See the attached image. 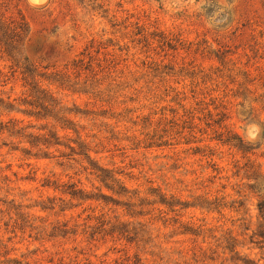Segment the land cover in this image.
<instances>
[{
	"label": "rangeland",
	"instance_id": "374dc122",
	"mask_svg": "<svg viewBox=\"0 0 264 264\" xmlns=\"http://www.w3.org/2000/svg\"><path fill=\"white\" fill-rule=\"evenodd\" d=\"M0 29V264H264V0H0Z\"/></svg>",
	"mask_w": 264,
	"mask_h": 264
},
{
	"label": "trees",
	"instance_id": "16d2710c",
	"mask_svg": "<svg viewBox=\"0 0 264 264\" xmlns=\"http://www.w3.org/2000/svg\"><path fill=\"white\" fill-rule=\"evenodd\" d=\"M19 31L15 33L14 37H18V35L22 32V28L18 27ZM7 34L5 32L3 33L0 29V50L2 53L6 56L7 60L9 62L12 61V57L10 56L9 50H12L13 48L11 47V42L9 43V40L6 39ZM5 37V38H4Z\"/></svg>",
	"mask_w": 264,
	"mask_h": 264
},
{
	"label": "clouds",
	"instance_id": "9594fccd",
	"mask_svg": "<svg viewBox=\"0 0 264 264\" xmlns=\"http://www.w3.org/2000/svg\"><path fill=\"white\" fill-rule=\"evenodd\" d=\"M38 2V0H29V3L30 4H35V3H37ZM41 2H42V0H41ZM255 137H253V139H254Z\"/></svg>",
	"mask_w": 264,
	"mask_h": 264
}]
</instances>
